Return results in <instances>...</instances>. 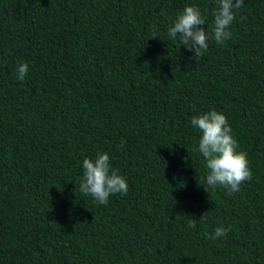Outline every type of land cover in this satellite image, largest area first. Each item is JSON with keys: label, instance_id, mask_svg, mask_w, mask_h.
Masks as SVG:
<instances>
[{"label": "trees", "instance_id": "16d2710c", "mask_svg": "<svg viewBox=\"0 0 264 264\" xmlns=\"http://www.w3.org/2000/svg\"><path fill=\"white\" fill-rule=\"evenodd\" d=\"M193 5L210 37L202 56L168 36ZM215 10L0 0V264H264V0H245L222 44ZM211 110L252 173L231 195L207 188L190 123ZM104 152L128 191L100 205L79 185L83 159ZM220 226L227 236L211 239Z\"/></svg>", "mask_w": 264, "mask_h": 264}, {"label": "clouds", "instance_id": "9594fccd", "mask_svg": "<svg viewBox=\"0 0 264 264\" xmlns=\"http://www.w3.org/2000/svg\"><path fill=\"white\" fill-rule=\"evenodd\" d=\"M245 6V0H216L213 12L212 38L218 44L231 39V26L236 19L237 10ZM163 14V13H162ZM179 43L194 56H202L208 49L209 33L205 28V19L198 6H185L168 27V36ZM17 78L23 80L28 73V65L20 63L16 69ZM191 126L201 133L197 151L205 160L207 169L205 184L207 188H223L228 195L240 191V185L252 179L247 153L237 151L238 143L232 136V128L227 116L216 110L205 112L191 118ZM123 145V141L121 142ZM83 177L79 191L90 195L100 205H106L110 196L126 195V178L110 164L107 152L96 157H85L82 162ZM205 188V187H204ZM206 189V188H205ZM207 191V189H206ZM204 213L200 221H204ZM196 219L189 222V228H195ZM229 228L220 226L210 237L215 240L227 236Z\"/></svg>", "mask_w": 264, "mask_h": 264}]
</instances>
